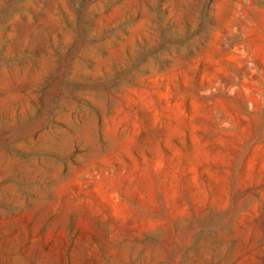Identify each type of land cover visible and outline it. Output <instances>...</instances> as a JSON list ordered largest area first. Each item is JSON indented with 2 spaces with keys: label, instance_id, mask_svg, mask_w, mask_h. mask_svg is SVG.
<instances>
[{
  "label": "rangeland",
  "instance_id": "rangeland-1",
  "mask_svg": "<svg viewBox=\"0 0 264 264\" xmlns=\"http://www.w3.org/2000/svg\"><path fill=\"white\" fill-rule=\"evenodd\" d=\"M0 264H264V0H0Z\"/></svg>",
  "mask_w": 264,
  "mask_h": 264
}]
</instances>
